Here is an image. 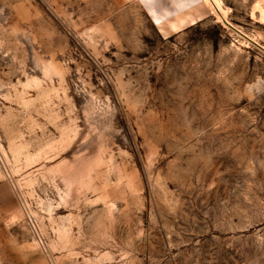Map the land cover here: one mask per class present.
I'll list each match as a JSON object with an SVG mask.
<instances>
[{
    "label": "rangeland",
    "instance_id": "rangeland-1",
    "mask_svg": "<svg viewBox=\"0 0 264 264\" xmlns=\"http://www.w3.org/2000/svg\"><path fill=\"white\" fill-rule=\"evenodd\" d=\"M220 1L0 0V264H264V0Z\"/></svg>",
    "mask_w": 264,
    "mask_h": 264
},
{
    "label": "crops",
    "instance_id": "crops-1",
    "mask_svg": "<svg viewBox=\"0 0 264 264\" xmlns=\"http://www.w3.org/2000/svg\"><path fill=\"white\" fill-rule=\"evenodd\" d=\"M117 2L127 0H116ZM130 3L135 0H128ZM150 19L162 29H185L206 17L205 0H136ZM18 205L6 182H0V222L11 225L18 216Z\"/></svg>",
    "mask_w": 264,
    "mask_h": 264
},
{
    "label": "bare ground",
    "instance_id": "bare-ground-1",
    "mask_svg": "<svg viewBox=\"0 0 264 264\" xmlns=\"http://www.w3.org/2000/svg\"><path fill=\"white\" fill-rule=\"evenodd\" d=\"M206 1L214 9V13L216 14V16L218 17L219 20H221V17L219 15V11L222 12L226 16L225 10L221 5L220 0H206ZM260 9H261L262 18H264V6H260Z\"/></svg>",
    "mask_w": 264,
    "mask_h": 264
},
{
    "label": "water",
    "instance_id": "water-1",
    "mask_svg": "<svg viewBox=\"0 0 264 264\" xmlns=\"http://www.w3.org/2000/svg\"><path fill=\"white\" fill-rule=\"evenodd\" d=\"M224 22L226 24H228L231 28H233L234 30H236L237 32H239L242 36H244L245 38H247L250 42H252L253 44H255L258 48H260V49H262L264 51V46L263 45H261L260 43H258L254 39H252L251 37L247 36L245 33L241 32L240 30H238L237 28H235L225 18H224Z\"/></svg>",
    "mask_w": 264,
    "mask_h": 264
}]
</instances>
